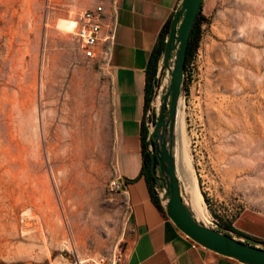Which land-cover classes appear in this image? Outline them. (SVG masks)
<instances>
[{
	"label": "rangeland",
	"instance_id": "rangeland-1",
	"mask_svg": "<svg viewBox=\"0 0 264 264\" xmlns=\"http://www.w3.org/2000/svg\"><path fill=\"white\" fill-rule=\"evenodd\" d=\"M100 1L0 0V264L127 247L126 208L108 189L110 76L61 26ZM201 15L180 161L188 146L202 195L186 167V202L213 226L224 200L264 215V0H203Z\"/></svg>",
	"mask_w": 264,
	"mask_h": 264
},
{
	"label": "crops",
	"instance_id": "crops-1",
	"mask_svg": "<svg viewBox=\"0 0 264 264\" xmlns=\"http://www.w3.org/2000/svg\"><path fill=\"white\" fill-rule=\"evenodd\" d=\"M179 3L180 0H111L106 3V9H112L114 25L107 67L111 84L112 160L121 183L116 195L126 208L130 232L124 264H243L204 248L182 233L155 205L149 186L140 174L145 69L161 31ZM253 223L264 225V215L245 209L234 227L264 241V238L251 236L241 226L252 227ZM251 244L264 246L260 242Z\"/></svg>",
	"mask_w": 264,
	"mask_h": 264
},
{
	"label": "water",
	"instance_id": "water-1",
	"mask_svg": "<svg viewBox=\"0 0 264 264\" xmlns=\"http://www.w3.org/2000/svg\"><path fill=\"white\" fill-rule=\"evenodd\" d=\"M203 0H180L160 57L156 86L145 123L158 182V195L167 217L195 243L243 264H264V247L253 245L199 221L184 201L177 165L178 107L185 93V59L188 40ZM184 101V100H183Z\"/></svg>",
	"mask_w": 264,
	"mask_h": 264
},
{
	"label": "built area",
	"instance_id": "built-area-1",
	"mask_svg": "<svg viewBox=\"0 0 264 264\" xmlns=\"http://www.w3.org/2000/svg\"><path fill=\"white\" fill-rule=\"evenodd\" d=\"M71 23L70 30L76 37L83 56L99 68L107 69L114 38L112 9L107 10L106 4L102 0L92 7L80 10L71 19ZM108 189L114 193L121 189L120 176L115 170L109 180ZM223 206L224 210L220 217H211L213 227H217L220 220L229 222L234 226L245 210L238 199L224 200ZM125 258V250L116 246L106 254L79 255L72 253L60 264H124Z\"/></svg>",
	"mask_w": 264,
	"mask_h": 264
},
{
	"label": "trees",
	"instance_id": "trees-1",
	"mask_svg": "<svg viewBox=\"0 0 264 264\" xmlns=\"http://www.w3.org/2000/svg\"><path fill=\"white\" fill-rule=\"evenodd\" d=\"M202 6H203V3H202ZM202 6L196 18L194 26L192 28V31H191V34L188 40V45H187L184 72H185V77L189 80L193 77L194 72L197 71V68H198V65L196 63V53H197L199 43L201 40V35H202L201 23H202V19L204 18L201 15ZM171 18L167 21L163 30L161 31L158 42L150 54V57H149V60H148V63L145 69V78H146L145 79V105H144L145 114H144V119L141 124V147H142L143 161H142V168H141L140 174L144 176L149 186L151 199L162 212H165V210L163 206L161 205L160 198H159L158 191H157L159 184L155 180L152 170H151L152 159H151L150 150L148 149L151 143L150 141L147 140L148 128L145 123V115L150 106V102L152 100L153 92L156 86V80H157L156 75H157L158 65H159L160 57L164 49L165 39H166L168 30H169V24H170ZM217 229L221 231H225L227 233H231V234L233 233L238 237L246 238L247 240H244L245 242H251V243L260 242L264 244V241H259L258 239H255L253 237H250L249 235H246L244 233L237 231L231 223L223 221V220H220V222L217 225Z\"/></svg>",
	"mask_w": 264,
	"mask_h": 264
},
{
	"label": "bare ground",
	"instance_id": "bare-ground-1",
	"mask_svg": "<svg viewBox=\"0 0 264 264\" xmlns=\"http://www.w3.org/2000/svg\"><path fill=\"white\" fill-rule=\"evenodd\" d=\"M71 20H64L62 21L61 23V26L62 28L64 29H70L71 28ZM183 114V116H181ZM177 130H178V149H177V165H178V172H179V177H180V180H181V188H182V195H183V198H184V201L186 202V195L184 194V174L183 172L185 171L186 167L189 169V171L191 172L192 176H193V179H194V182L197 186V188L199 189L200 191V188H199V185H198V181H197V177L195 175V171H194V168H193V164H192V161H191V158L189 156V152H188V146H187V149H186V155H187V166L186 165H183L181 164V161H180V144H181V141H182V138L183 136L185 135L186 137V131H185V103L183 100L180 101L179 103V107H178V114H177ZM201 193V191H200ZM202 195V193H201ZM203 198V196H202ZM204 201V199H203ZM187 203V202H186ZM205 203V202H204ZM206 204V203H205ZM190 206V205H189ZM195 214V217L197 216L198 214V209L197 207L195 206H190ZM197 218V217H196ZM198 219V218H197ZM199 220V219H198ZM200 221V220H199ZM56 226V225H55ZM54 226V227H55ZM1 228V227H0ZM56 229V227L54 228ZM49 231H51L49 229ZM41 232V231H40ZM39 232V234H40ZM45 232V231H44ZM30 237V236H29Z\"/></svg>",
	"mask_w": 264,
	"mask_h": 264
}]
</instances>
